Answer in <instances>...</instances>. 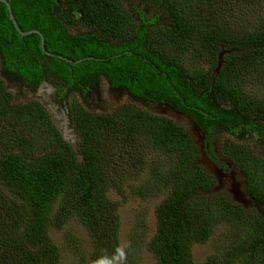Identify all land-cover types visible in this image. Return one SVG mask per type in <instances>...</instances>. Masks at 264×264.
Here are the masks:
<instances>
[{"label": "trees", "instance_id": "obj_1", "mask_svg": "<svg viewBox=\"0 0 264 264\" xmlns=\"http://www.w3.org/2000/svg\"><path fill=\"white\" fill-rule=\"evenodd\" d=\"M9 1L20 27L40 30L57 56L43 52L39 34L20 35L0 2V264H62L51 229L74 216L91 245L86 251L71 235L79 262L114 264L120 215L109 190L140 176L148 178L133 183L131 193L166 195L151 239L136 220L129 261L148 244L155 264H197L193 244L228 223L217 254L203 264H264V156L248 144L255 133L264 138V98L242 84L264 78V5L243 14L252 6L247 0H136L142 9L134 11L127 4L133 0ZM103 77L135 98L111 112L70 98L91 85L98 91ZM11 81L32 99L15 102ZM45 82L68 102L76 145L36 98ZM153 104L191 118L217 163L221 140L223 154L245 175L250 203L215 190L189 122L154 112ZM150 152L164 158L148 160Z\"/></svg>", "mask_w": 264, "mask_h": 264}, {"label": "rangeland", "instance_id": "obj_2", "mask_svg": "<svg viewBox=\"0 0 264 264\" xmlns=\"http://www.w3.org/2000/svg\"><path fill=\"white\" fill-rule=\"evenodd\" d=\"M232 1V0H230ZM252 6L250 8H244V13L246 11H259L261 12L262 5H264V0H247ZM128 7L131 11H134V8H140L142 9L136 2V0H133L132 3H128ZM130 4V5H129ZM133 5V6H131ZM243 5V2L241 3V6ZM135 13V12H133ZM150 13V12H149ZM160 18V24L163 25L166 20L167 16L164 15L163 12L158 13ZM242 14V15H243ZM165 21V22H164ZM242 84L245 87V91H249L250 93L254 94L255 96L259 97L262 96L264 98V78H250V79H244L242 80ZM48 85V84H47ZM110 82L106 79L102 80V86H101V94L100 97H97V100H102L104 102V109L103 111H112L119 102L118 94L115 93L111 89ZM46 88V87H45ZM43 89L39 93H37L36 98L40 101H42L44 104L47 105V108L50 111V114L52 115L53 119L57 123L58 127L61 129V131L64 133L65 138L73 142L76 145L77 142V134L72 127L70 120L68 119V116L65 112L59 110V105L57 106L56 98H49L48 94L45 93V90H50L48 87L47 89ZM40 89V90H41ZM247 89V90H246ZM11 91L14 94V101L15 102H25L30 99H32V94L25 90H17L15 87H11ZM49 98V99H48ZM70 98H75V95H70ZM127 98V96H122L121 99ZM128 102V100H125L124 103ZM68 104V102H67ZM56 105L57 107H54ZM160 111L166 113L165 108H160ZM174 118L175 116L171 114ZM186 119H183V122ZM189 129L194 130L192 128V123L189 121L188 123ZM195 131V130H194ZM197 132V131H196ZM195 132V137L199 139V135ZM223 138L231 137L232 135L228 133H224ZM73 139V140H72ZM248 144L251 147H254L252 145L253 139L248 140ZM221 144V140L219 142ZM256 145V143H255ZM261 156L264 155V151H262ZM148 160H160L164 157L156 152H150L147 156ZM145 174H149L148 171L145 172ZM148 178V177H147ZM144 177H138L137 179L130 180L127 185L125 184L123 188L117 189L112 188L109 190V197L114 200L116 203H118L119 207L117 209V213L120 215V242H121V252L117 258V260L114 262V264H155L156 257L154 256L153 252L148 248V244H144L139 248V258L137 256L136 259H133L129 261L126 247L128 243H131L130 237L136 236V220L140 219L141 222L144 223V225L140 226L143 229L145 233V239H151L156 231L157 228V215H156V207L163 201L166 191H163L160 194H153L151 196L142 197L140 194H134L131 193L130 186L133 183H136L139 185L140 182L147 179ZM241 180L239 182H236L235 184L238 187V193L243 192L246 185L243 183V179H245V175L241 173L240 175ZM242 182V186H241ZM222 186L218 183L216 185L215 190L219 191L221 190ZM243 188V189H242ZM230 192V191H229ZM231 193V192H230ZM236 195V196H237ZM248 197V196H247ZM79 218L77 216H74L68 224H66L61 229L52 228L51 229V235L56 239L57 244L59 245L63 262L62 264H81L79 260L77 259V256L74 254L73 248V242L71 239V235H74L76 239L83 244V247L86 251H90L91 245H90V238L88 235V231L86 228V225L82 224L81 221L78 220ZM139 221V220H138ZM140 225V224H139ZM231 230V226L228 225V223H223L222 225H218L212 236H210L209 239L206 240V242H195L193 244V255L194 259L197 264H203L205 259L210 254H217V241L220 240L227 232ZM70 234L69 236H65L66 234ZM222 241V240H221ZM221 241L218 243L220 244Z\"/></svg>", "mask_w": 264, "mask_h": 264}, {"label": "flooded vegetation", "instance_id": "obj_3", "mask_svg": "<svg viewBox=\"0 0 264 264\" xmlns=\"http://www.w3.org/2000/svg\"><path fill=\"white\" fill-rule=\"evenodd\" d=\"M103 79H106L107 81H109L106 77ZM102 79V80H103ZM102 80H100V89L97 91L94 87V85L89 86V88L86 90V92L83 94H81V92L77 91L75 92V97L80 99V101H83L84 104L86 105L87 108H89L90 110L94 111V112H102L104 109H106L107 107L104 108V102L102 100H97V97H100L101 94V86H102ZM46 83V82H45ZM43 83L40 88L39 91H42L43 89H41L44 84ZM51 89L50 90H45V93L48 94L49 98L53 97L56 98L57 106L59 107L60 111H63L67 114L68 119H69V107L67 104L66 99L63 100L62 95H60L58 93V90L54 87V85L47 83ZM10 87H15V89L19 90H24L23 86L21 84H17L15 81H11L9 83ZM111 85V84H110ZM113 88V89H112ZM41 89V90H40ZM47 89V86L46 88ZM111 89L118 94L119 97V102L117 104V106H119L121 103H123L125 100H129V99H133L135 98L134 95H131L130 93L126 92V91H121L118 90L114 87H111ZM70 96V95H69ZM122 96H127V98L121 99ZM48 98V99H49ZM165 105V104H164ZM56 105H54V107H57ZM157 105H152L151 109L156 112V111H160V107L159 109L156 107ZM108 112V111H106ZM111 112V111H109ZM178 114L173 113V115L175 116L176 120H180V119H186V122L191 121L186 115H184V113L182 112H177ZM70 120V119H69ZM262 121V120H261ZM263 122V127H264V121ZM191 132L193 135H195V131L191 129ZM206 134V132H204ZM206 137V135H205ZM73 140V139H72ZM204 141V139H203ZM217 142H220L219 139L216 140ZM254 142H252V145H254V147H252V149L254 150V152L256 154L261 155V153H263L262 151H264V138H260L259 134L255 133L254 136ZM256 143V145H255ZM205 146H207L204 142V148H206ZM208 147V146H207ZM214 147L216 148L215 154L217 157H219L222 162L221 163H217L214 159V157H209L208 153H206L207 155V159L211 160L210 164H207L206 162L203 161V165L210 170V172L216 177L218 183L222 184V188H224V191H230L232 194V198L234 197L235 194L238 193V187L235 183L239 182L241 180L240 175H241V169L238 168V166L232 162V160H230L226 155L223 154L222 149H221V144L216 146L214 145ZM264 156V155H263ZM217 172V175L216 173ZM243 183L246 185V181L245 179H243ZM241 186H242V182H241ZM243 189V188H242ZM229 192V193H230ZM241 192V191H240ZM243 192H246V187L243 190Z\"/></svg>", "mask_w": 264, "mask_h": 264}, {"label": "water", "instance_id": "obj_4", "mask_svg": "<svg viewBox=\"0 0 264 264\" xmlns=\"http://www.w3.org/2000/svg\"><path fill=\"white\" fill-rule=\"evenodd\" d=\"M0 2H3V3L6 4V6H7V8H8V11H9V17H10L11 21L13 22V24H14L16 30L18 31V33H19L20 35L25 36V35H29V34H32V33H37V34H39L40 37H41V48H42L43 52L46 53V54H48V55L57 56V54H55V53H51V52H49V51L46 49V46H45V43H46V42H45V36H44V34H43L40 30H38V29L23 30V29L20 27V25H19V23H18V21H17L15 15H14L12 4H11V2H10L9 0H0ZM59 57H62V56L59 55ZM64 59H65L66 61H68V62H71V63H78V62L82 61V59L77 60V61H72L71 59L66 58V57H64ZM46 86H47L49 89H51V87H50L49 85H47V83L44 84L43 88H45ZM159 107H160V108H162V107L165 108V109H166V113H168V114H173V113L178 114L177 112H179L178 110L173 109V108H171V107H169V106H167V105L160 104ZM161 112H162V111H161ZM162 113H165V112H162ZM190 120H191V118H190ZM190 122L192 123V128L195 130V132L197 131L196 133L199 135L198 145L200 146L201 151H202V154H203V157L200 159V162L203 163V161H204V162H206L207 164H210L211 160H208V159H207V155H206V153H205V151H204V141H203V139H204V137H205V136H204L205 133L202 132V130H200V128H198V126H197L192 120H191ZM215 173H216V175H217V172H215ZM219 184H220V183H219ZM221 186H222V184H221ZM246 194H247L246 192H245V193H244V192H239V194H238V195L235 194L234 197H235V199H236L238 202H242V203H244V204H248V203H250V201H249V199L247 200V195H246ZM236 195H237V196H236Z\"/></svg>", "mask_w": 264, "mask_h": 264}, {"label": "clouds", "instance_id": "obj_5", "mask_svg": "<svg viewBox=\"0 0 264 264\" xmlns=\"http://www.w3.org/2000/svg\"><path fill=\"white\" fill-rule=\"evenodd\" d=\"M171 115V114H170Z\"/></svg>", "mask_w": 264, "mask_h": 264}]
</instances>
